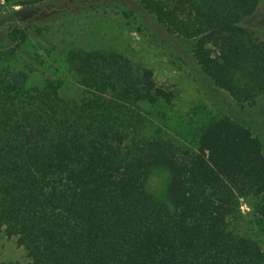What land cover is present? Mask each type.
<instances>
[{"label": "trees", "instance_id": "1", "mask_svg": "<svg viewBox=\"0 0 264 264\" xmlns=\"http://www.w3.org/2000/svg\"><path fill=\"white\" fill-rule=\"evenodd\" d=\"M140 3L192 44L216 88L264 99V40L245 25L259 0ZM14 55L0 57V235L26 251L21 264H264L238 226L241 197L264 215V156L239 123L212 121L187 148L150 118L176 98L150 69L71 49L65 74L29 86ZM68 72L79 100L66 98Z\"/></svg>", "mask_w": 264, "mask_h": 264}, {"label": "rangeland", "instance_id": "2", "mask_svg": "<svg viewBox=\"0 0 264 264\" xmlns=\"http://www.w3.org/2000/svg\"><path fill=\"white\" fill-rule=\"evenodd\" d=\"M141 0H0V57L14 51L11 64L29 73L28 85L43 87L68 69L71 49L121 54L150 69L157 89L171 86V105L151 108L152 120L178 144L197 149L200 135L212 121L229 117L260 145L264 156V99L237 103L216 88L197 65L191 43L179 39L145 12ZM264 40V0L245 22ZM27 38L15 39L14 31ZM59 74V75H58ZM63 90L79 100L81 89L68 72ZM254 197L240 198L238 226L264 251V215ZM16 238L0 235V264L27 262Z\"/></svg>", "mask_w": 264, "mask_h": 264}]
</instances>
